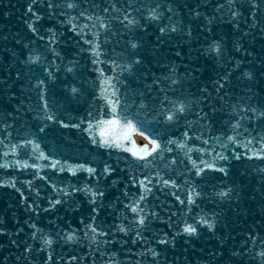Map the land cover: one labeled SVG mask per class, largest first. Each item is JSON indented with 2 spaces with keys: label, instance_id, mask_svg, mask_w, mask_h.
Segmentation results:
<instances>
[{
  "label": "water",
  "instance_id": "95a60500",
  "mask_svg": "<svg viewBox=\"0 0 264 264\" xmlns=\"http://www.w3.org/2000/svg\"><path fill=\"white\" fill-rule=\"evenodd\" d=\"M158 6L169 7L170 22L156 20ZM234 8L229 0H0V264H264V173H256L264 163V121L236 112L239 100L264 110L262 75L252 92L238 87L246 73L264 71V17L244 11L234 24ZM82 22L95 33L82 31ZM169 23H182L181 34ZM208 43H226L228 53L212 57L203 51ZM98 54L108 64H92ZM98 82L120 87L132 100L123 113L145 121L181 103L190 104L191 117L228 103L226 119L217 111L218 140L213 116L202 132L208 152L229 135L231 121L247 124L237 138L252 151L229 156L228 174L207 183L170 156L118 160L85 130L91 117L109 114ZM43 101L56 113L51 127L42 122ZM61 122L73 125L64 130ZM174 128L179 137L187 126ZM40 139L72 161L95 157L97 169L60 171L32 143ZM230 183L240 201L219 200L220 217L198 228L199 205L190 201L197 186L220 198ZM188 225L195 234L184 232Z\"/></svg>",
  "mask_w": 264,
  "mask_h": 264
},
{
  "label": "snow or ice",
  "instance_id": "6c2138e0",
  "mask_svg": "<svg viewBox=\"0 0 264 264\" xmlns=\"http://www.w3.org/2000/svg\"><path fill=\"white\" fill-rule=\"evenodd\" d=\"M29 11H31V9H29ZM129 126H130V125H129ZM153 143H154V142H153ZM220 170L222 171L223 169H220ZM89 171H92V170L89 169ZM57 203H59V201H57ZM140 222L143 223V220H141ZM205 223H206V221H205ZM210 227H211V226H210ZM184 232L187 233V234H189V235H193V234H195V232H196V228L193 227L192 225H188V226H186V227L184 228ZM69 239H71V237H69ZM46 243L50 244L51 241H46ZM262 255H264V254H262Z\"/></svg>",
  "mask_w": 264,
  "mask_h": 264
},
{
  "label": "bare ground",
  "instance_id": "6f19581e",
  "mask_svg": "<svg viewBox=\"0 0 264 264\" xmlns=\"http://www.w3.org/2000/svg\"><path fill=\"white\" fill-rule=\"evenodd\" d=\"M144 144L143 140H139V145Z\"/></svg>",
  "mask_w": 264,
  "mask_h": 264
}]
</instances>
